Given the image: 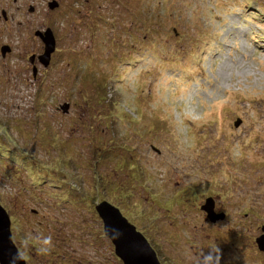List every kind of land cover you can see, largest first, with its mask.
I'll list each match as a JSON object with an SVG mask.
<instances>
[{"label": "rangeland", "instance_id": "374dc122", "mask_svg": "<svg viewBox=\"0 0 264 264\" xmlns=\"http://www.w3.org/2000/svg\"><path fill=\"white\" fill-rule=\"evenodd\" d=\"M49 1L0 0V206L25 264H122L103 202L160 264H264V0Z\"/></svg>", "mask_w": 264, "mask_h": 264}, {"label": "water", "instance_id": "95a60500", "mask_svg": "<svg viewBox=\"0 0 264 264\" xmlns=\"http://www.w3.org/2000/svg\"><path fill=\"white\" fill-rule=\"evenodd\" d=\"M55 7H57L56 3L50 5L51 9ZM34 36L39 38L44 45L43 53L37 57L38 62L43 68H47L55 50L54 36L50 29L45 33L37 31ZM9 52V47L3 46L1 48L2 56ZM29 61L32 63L33 57ZM35 75L36 69L34 68L33 76ZM61 109L66 112L68 105H64ZM238 121L235 126L238 125ZM213 205V200L207 199L201 207L211 223L224 219V214H215ZM95 210L102 221L104 234L112 243L114 253L122 264H160L145 238L121 216L116 208L103 202L97 205ZM262 230L263 235L256 239V246L259 251L264 252V228ZM17 252L11 236L10 219L6 211L0 206V264H12V258L16 256ZM16 264H25V260L17 261Z\"/></svg>", "mask_w": 264, "mask_h": 264}, {"label": "clouds", "instance_id": "9594fccd", "mask_svg": "<svg viewBox=\"0 0 264 264\" xmlns=\"http://www.w3.org/2000/svg\"><path fill=\"white\" fill-rule=\"evenodd\" d=\"M29 236H31V234H29ZM30 241L27 238L24 239L23 241V246L25 249H27L29 247ZM31 244H34L37 246V251L39 254L41 255H49L52 250L54 249L55 245L53 243L52 237L51 235L48 236H43V235H39L36 236L34 238H32L31 240ZM26 255L24 252H20L18 251L16 256H14L12 258V264H16L17 261L20 260H25L26 261ZM210 259H219V255H218V250L215 251V253L213 251L209 252L207 255L203 256V264H206V262Z\"/></svg>", "mask_w": 264, "mask_h": 264}, {"label": "flooded vegetation", "instance_id": "af4514ba", "mask_svg": "<svg viewBox=\"0 0 264 264\" xmlns=\"http://www.w3.org/2000/svg\"><path fill=\"white\" fill-rule=\"evenodd\" d=\"M52 1H56L57 3H58V5H57V7H55V8H53V9H51L50 8V5H52L53 3H55V2H52L51 3V1H49V2H47V4H46V6H47V9L50 11V12H58L59 10H60V1L59 0H52ZM29 10H30V12H33L34 11V8H29ZM19 11V8H17L16 9V12H18ZM3 13V15H6V13H5V11H2ZM2 58H4L3 56H2ZM35 60H36V58H35ZM38 62V61H37ZM35 63V61L33 62V64ZM39 63V62H38Z\"/></svg>", "mask_w": 264, "mask_h": 264}, {"label": "bare ground", "instance_id": "6f19581e", "mask_svg": "<svg viewBox=\"0 0 264 264\" xmlns=\"http://www.w3.org/2000/svg\"><path fill=\"white\" fill-rule=\"evenodd\" d=\"M212 224H214V223H212ZM146 240V239H145ZM148 243V242H147ZM151 248V247H150ZM152 249V248H151ZM18 250V249H17ZM153 250V249H152ZM154 251V250H153ZM155 252V251H154ZM156 254V253H155ZM158 259V258H157ZM159 261V260H158ZM159 263H160V261H159Z\"/></svg>", "mask_w": 264, "mask_h": 264}]
</instances>
